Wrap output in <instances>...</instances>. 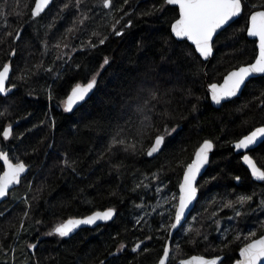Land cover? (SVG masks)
Returning <instances> with one entry per match:
<instances>
[{
  "label": "trees",
  "instance_id": "obj_1",
  "mask_svg": "<svg viewBox=\"0 0 264 264\" xmlns=\"http://www.w3.org/2000/svg\"><path fill=\"white\" fill-rule=\"evenodd\" d=\"M63 2L54 0L42 18H37V24L30 19L34 0H0V12L4 14L0 17V38L6 28L9 31L23 29L22 38L12 45L17 49V55L11 58L13 71L9 86L16 84V88L6 99L0 98V112L7 109L8 113L0 116V132L8 123H18L14 125L11 140L3 141L0 136V148L10 153L13 161L19 157L29 166L22 183L11 190L2 203L6 205H0V242L3 244L0 264H25V261L27 264H100L102 260L104 264H157L167 233L141 231L142 225L134 227V218L141 214L134 205L141 203V199L140 194L130 189L135 181L145 175L151 178L163 165L164 170L160 173L163 183L169 191L177 193L184 168L205 139L214 142V152L207 171L198 182L203 187L198 191L194 211L201 215L194 228L211 231V243L192 245L184 234L177 232L171 240V249L175 254V246L180 243L183 248L181 258L192 254L223 255L224 264L233 262L238 258L243 239L232 243L230 250L223 253L214 251L220 241L208 219L209 213L204 209L214 210L206 202L218 193H229L235 198V194H251L253 191L259 195L264 188V182L251 180L239 154L230 147L232 142L253 128L264 125V104L261 103L264 77L250 79L238 97L218 108L210 104L205 79L208 83L219 82L230 69L254 59L253 40L248 39L246 31L241 29L252 11L251 4L256 0H248L249 7L244 14L216 36L214 53L208 61H203L187 41H177L170 36V25L178 16L177 7L166 5L163 13L141 16V11L153 4L158 7L163 0H132L133 6L124 7L133 14L122 23L131 18L134 26L126 30L123 38L113 35L95 50L73 53L74 61L70 62L71 67H65L64 79L53 85L55 98L50 100L44 91L47 85L53 84L49 74L40 72L26 82L19 80L18 76L26 64L31 67L43 62L47 67L52 63L57 50L53 48L51 54L42 57L41 41L45 39L44 25L57 15ZM97 2L89 0L91 4ZM121 4L123 0H116V7ZM20 11L27 14L17 15ZM106 11L96 7L91 13L94 19L72 37V44L79 48L81 41H87L93 30L108 34V26L113 21L105 16ZM74 16L75 11H70L63 19H58L48 37L50 45L55 44L71 26ZM94 42L98 43V40L94 38ZM10 43L9 37L6 43L0 44V66L9 61ZM105 57L110 59V65L102 70L97 87L72 112H64L61 102L71 88L77 82L87 83L92 74L100 70ZM77 63L83 67L76 69ZM56 66H60L59 61ZM150 89H159L163 100L153 102L156 106L150 115L155 128L151 130V139L145 140L143 152L133 154L117 148L100 159L117 124L134 135L132 125L138 124L136 106L147 97ZM188 89L192 90L191 96L186 94ZM165 100L170 103H164ZM193 105H197L195 112L192 111ZM165 110L171 113V119L159 115ZM53 118L55 127L51 124ZM165 123L177 127V131L168 137L163 153L155 158L147 157L144 152L157 131H163ZM128 139L131 140L132 136ZM65 154L76 162V172L63 166ZM251 154L264 168V144L258 145ZM118 163L123 164L119 173L113 168ZM237 176L241 178L238 183ZM212 177L216 179L212 180ZM205 181L211 182L206 184ZM154 186L155 182L152 190ZM152 190L141 193L148 204L153 200ZM33 196L38 198L33 200ZM24 199L31 202L32 219L25 220L27 232L21 230L20 236H14L27 207ZM109 207L117 210L112 221L95 228H83L69 238L44 235L70 217H83ZM154 215L157 223L153 227L158 228L160 217ZM254 219L249 217L246 223L253 224ZM35 220H42L43 224L34 225ZM243 225L242 221L240 227ZM146 235H152L153 239L144 241L137 252H132V247ZM26 242L36 243L37 248L28 249ZM121 242L126 244L125 250L116 256L110 255Z\"/></svg>",
  "mask_w": 264,
  "mask_h": 264
},
{
  "label": "snow or ice",
  "instance_id": "obj_2",
  "mask_svg": "<svg viewBox=\"0 0 264 264\" xmlns=\"http://www.w3.org/2000/svg\"><path fill=\"white\" fill-rule=\"evenodd\" d=\"M53 3V0H34V6L30 8V19L39 23L37 18H42V14L46 12V9ZM125 5H132V0H123V4L116 7V0H98L96 4L89 3V0H64L60 5L59 11L52 21L47 25H44L45 39L41 41L42 52L41 56H47L51 54L53 48L57 50V53L50 65L47 67L43 62L32 65L29 67L27 64L23 69H20L19 80L25 82L32 76L44 72L50 75L53 84L47 85L44 91L47 93L48 98L54 99L55 94L53 91V85L57 81L64 79L65 67H71L72 61H74L73 53L77 51L95 50L99 46L104 45L110 38V36L123 38L126 30L131 29L134 24L131 18L127 19L126 23H122L126 17H130L133 13L125 10ZM166 5H174L178 7V18L171 23L170 36L175 37L177 41H190L194 46L195 53L199 54L200 58L208 60L213 56L215 40L221 31L226 27L234 23L237 18H240L246 9L249 7L248 0H163L160 6L153 4L149 9L141 11V16H153L159 13H163L166 9ZM28 7L27 4L24 5ZM96 7H100L105 12V16L113 21L108 26L109 33L102 34L96 30H93L87 41H81L79 48L72 44V37L80 31L88 21L94 19L91 13ZM252 11L247 15L245 20V26L241 31H246L247 37L254 38L253 43L255 45V59L254 62L247 63L229 71L227 75L223 77V83H213L209 85V92L211 100L220 105L222 101L229 100L232 97H236L241 92L242 87L249 81L250 78L257 76L264 77V0H256L251 4ZM70 11H75L72 24L65 29V32L61 34L56 40V43L50 45L48 37L55 27L58 19H63L64 14ZM24 11L17 13L19 16L26 15ZM119 14V15H118ZM3 12H0V17H3ZM119 26V27H118ZM22 28L9 31L5 30L3 38H0V44L6 43L8 38H11L8 53L9 61L4 62L0 66V98L6 99L12 94V90L16 88V84H10V73L13 71V65L11 58L17 55V49L12 47L16 41L22 38ZM98 40L97 42H94ZM67 49L68 51H65ZM57 61L60 62V66L57 67ZM110 65V59L105 57L100 65V70L95 71L87 83L77 82L71 88L70 94L67 95L66 100L62 101L63 111L66 113L72 112L74 107L85 101L89 97L90 93L98 85V78L101 75L105 66ZM81 64H75L76 69H81ZM186 94L191 96L192 90L188 89ZM261 97H264V93H261ZM163 100L159 89L148 90V95L143 101L136 106L135 112L138 118V124L132 125L134 135L129 132L128 129L122 125L117 124L109 138L107 146L100 154V159L104 158L105 153H114L117 148H121L125 152H132L133 154L138 151L143 152L146 139H151V130L155 128L151 111L155 108L153 102L159 103ZM164 103H170V101H163ZM261 103L264 104V99H261ZM247 107V105H245ZM192 111H197V105L192 106ZM7 109L5 112H0V116L7 115ZM161 117L171 119V113L165 110L159 113ZM18 123V121L16 122ZM43 123V122H41ZM128 123V122H126ZM52 127H55L54 118L51 120ZM14 124L8 123L0 132L3 141H9L13 138ZM177 131V127H169L166 123L163 131H157L154 140L150 143L144 154L147 157L155 158L157 155L163 153L167 147V139ZM21 136L24 134L21 133ZM132 136L129 140L128 137ZM264 144V126L256 127L248 135L237 140L234 143V148L239 150L251 151L258 145ZM139 146V147H138ZM214 148V142L209 139H205L199 147L195 150L194 157L190 163H187L183 171L182 179L178 184L177 193L168 194L167 186L164 185L160 173L164 170V166L161 169L153 173L151 178L147 175L142 179L134 182L130 191L140 194L141 203L135 204L134 207L141 215H137L134 218V227L142 225L141 231L145 229L151 231L166 232L168 239H172V230L183 229L184 235L187 238L189 244L195 245L198 243H211L209 237L212 235L211 231H201L199 228H193L189 226L184 228V221L186 213H189L191 206L198 202V191L203 185L198 183V177L201 175L202 170L206 165L210 163L209 153ZM242 160L248 169L251 171V176L255 181L264 182V168L258 167L253 158L248 155H242ZM0 198H5L10 194V191L14 189V186L20 185L25 178L26 172L29 170V166L21 160L19 157L13 161L12 156L8 151L0 148ZM65 168H71L73 172L77 171L76 162L71 161L67 154L62 161ZM171 161H169V167ZM113 168L119 173L123 168L122 163L114 164ZM215 180L216 177H212ZM237 181L241 178L235 177ZM145 181H149L145 183ZM153 182H155V189L152 198L155 200L154 205H149L144 200V195L141 193H148L153 188ZM211 181H205L210 183ZM29 190H31V182L28 184ZM257 193L253 191L251 194L240 193L235 194L233 198L232 194L225 193L223 195L217 194L211 197L206 203L210 208L214 209L209 212V208H205L204 211L209 213L208 219L211 221V226L215 233H217V239L220 244L214 247V251L219 250L225 252L230 250V245L236 241L243 239L242 245L239 247V258L234 261V264H264V219H260L258 214H264V188L261 189L257 201ZM38 197L33 196L35 200ZM23 203L27 205L19 228L16 229L14 236H20L21 230L28 231L25 227V220H31L32 215L30 209L32 207L31 202L28 199H24ZM255 204V207H253ZM168 205L167 210L164 206ZM151 208V211H147ZM224 210H228L232 215H225L223 220L228 222V226L221 227L222 218L221 213ZM117 210L114 207H109L104 211H94L90 215L82 218L70 217L63 222L56 224L48 232L44 233L46 236H56L60 239L70 237L81 226H93L98 222L112 221L116 216ZM159 215V227L154 228L153 225L157 223L156 216ZM2 215V213H0ZM201 214L198 213L196 217H193V221L199 222L198 218ZM167 216V219H165ZM249 217H255L253 220V227L247 225ZM245 223L243 228L240 227L241 222ZM232 222H235L233 224ZM42 220H35L34 225H42ZM203 227V225L201 226ZM38 231V228H37ZM231 237V240H229ZM160 239V237H156ZM39 239V238H37ZM152 235H146L144 240L137 242L132 247V252H137L141 245L146 240H152ZM28 249L33 250L37 248L36 243L26 242ZM3 244L0 242V250H2ZM126 248V244L121 242L116 247L115 252L109 253L112 256H116L123 252ZM144 251L147 252L148 248L145 247ZM183 256V248L180 243L175 246V254L172 249L166 243L162 249V255L158 260V264H224L225 257L222 255H216L211 258H206L204 255H191L188 258H181ZM25 264L27 262L25 261ZM100 264H104V261H100Z\"/></svg>",
  "mask_w": 264,
  "mask_h": 264
},
{
  "label": "water",
  "instance_id": "obj_3",
  "mask_svg": "<svg viewBox=\"0 0 264 264\" xmlns=\"http://www.w3.org/2000/svg\"><path fill=\"white\" fill-rule=\"evenodd\" d=\"M54 1V0H53ZM33 6H34V3H33ZM32 6V7H33ZM51 6V5H50ZM49 6V7H50ZM172 6H174V5H172ZM175 7H177V6H175ZM177 9H178V7H177ZM47 10V9H46ZM177 18H178V16H177ZM175 20V19H174ZM174 20L172 21V22H174ZM171 26V25H170ZM246 36H247V34H246ZM175 38V37H174ZM248 39H250V40H253L254 38H249V37H247ZM176 39V38H175ZM216 39V37H214V40ZM186 41V40H185ZM190 45H191V42L190 41H187ZM193 46V45H192ZM193 48H194V46H193ZM256 51H258V50H256ZM214 53V52H213ZM197 55L199 56V54L197 53ZM212 57V56H211ZM211 57H209L208 58V60L211 58ZM203 61H208V60H204L203 58H201ZM254 59H255V57H254ZM254 59L251 61V62H254ZM251 62H248V63H251ZM245 64H247V63H245ZM245 64H241V65H245ZM241 65H239V66H241ZM239 66H237V67H239ZM237 67H235V68H237ZM235 68H232V69H230L229 71H232V70H234ZM205 69H206V67L204 68V73H205V75H206V72H205ZM228 71V72H229ZM227 72V73H228ZM227 73L225 74V75H227ZM11 74V73H10ZM224 75V76H225ZM223 76V77H224ZM223 77H222V79L219 81V82H212V83H208L207 82V78L205 79V83H206V89H207V91H208V97H209V101H210V104L213 106V107H216V108H218V107H220L224 102H227V101H231V100H233L234 98H236V97H238L241 93H242V90H243V88L245 87V85L242 87V90H241V92L240 93H238V95L236 96V97H232V98H230L229 100H225V101H222L221 102V104L220 105H217V104H215L212 100H211V95H210V92H209V85L210 84H213V83H217V84H222L223 83ZM257 77H260V76H257ZM256 78V77H255ZM250 79H252V78H250ZM249 79V80H250ZM248 82V81H247ZM246 82V83H247ZM69 94H70V92H69ZM91 94V93H90ZM90 96V95H89ZM67 98V97H66ZM88 98V97H87ZM86 98V99H87ZM85 99V100H86ZM66 100V99H65ZM80 103H82V102H80ZM78 106V105H77ZM76 106V107H77ZM75 108V107H74ZM15 124H17V123H15ZM14 124V125H15ZM261 126H264V125H261ZM257 127H260V126H257ZM256 128V127H255ZM255 128H253L252 130H254ZM252 130H250L248 133H246L245 135H248ZM245 135H243V136H245ZM243 136L242 137H240L239 139H241V138H243ZM239 139H237V140H239ZM236 140V141H237ZM236 141H234V142H232L231 143V145H230V147L232 148V150H233V152L235 153V154H242V155H244V154H248V155H250L249 154V151H246V150H239V151H237L235 148H234V143L236 142ZM203 142V141H202ZM199 147V146H198ZM197 147V148H198ZM196 148V149H197ZM214 152V148H213V150L209 153V160H210V157H211V154ZM195 153V152H194ZM251 156V155H250ZM193 157H194V154H193ZM192 157V158H193ZM242 157V156H241ZM252 157V156H251ZM253 158V157H252ZM192 160V159H191ZM253 160H254V158H253ZM255 161V160H254ZM15 162V161H14ZM191 162V161H190ZM189 162V163H190ZM256 162V161H255ZM241 163H242V165L245 167V168H247L248 169V167H247V165H245L244 163H243V160H242V158H241ZM208 166H209V164L208 165H206L205 166V168L202 170V173H201V175L198 177V182H199V180H200V178L203 176V174L207 171V169H208ZM258 166V165H257ZM259 167V166H258ZM29 171V170H28ZM28 171L26 172V174L28 173ZM248 171H249V174H250V176H251V171H250V169H248ZM25 174V175H26ZM182 176H183V173H182ZM182 176H181V179H182ZM251 178H252V180H254V178L251 176ZM180 179V180H181ZM255 181V180H254ZM236 182L238 183L239 181H237L236 180ZM256 182H258V181H256ZM19 185H16V186H14V188H16V187H18ZM178 189V188H177ZM8 197V196H7ZM7 197H5V198H0V205L7 199ZM198 198H199V193H198ZM195 205H196V202L191 206V208H190V210H189V213H186V217H185V221L189 218V216L191 215V213H192V211L194 210V208H195ZM104 210H106V209H104ZM104 210H97V211H104ZM91 214V213H90ZM90 214H88V215H90ZM87 216V215H86ZM84 217V216H83ZM74 218H82V217H74ZM67 220V219H66ZM184 221V222H185ZM183 222V223H184ZM102 224H105V222H98V224L97 225H93V226H81L80 227V229H78L74 234H76L79 230H81V229H83V228H95V227H98V226H100V225H102ZM179 229H176V230H172V232H173V236H172V238L174 237V235H175V233L178 231ZM74 234H71L70 235V237L71 236H73ZM67 238H69V237H67ZM171 240L172 239H168L167 238V240H166V243L169 245V247L171 248ZM165 243V244H166ZM192 255H201V254H192ZM191 255H189V256H186V257H183V258H188V257H190ZM205 256V255H204ZM216 256V255H215ZM223 256V255H222ZM206 258H211V257H213V256H205ZM238 258H239V251H238ZM237 258V259H238ZM236 260V259H235ZM234 260V261H235ZM234 261L233 262H231V263H229V264H234ZM157 264H158V262H157ZM177 264H178V261H177Z\"/></svg>",
  "mask_w": 264,
  "mask_h": 264
},
{
  "label": "rangeland",
  "instance_id": "obj_4",
  "mask_svg": "<svg viewBox=\"0 0 264 264\" xmlns=\"http://www.w3.org/2000/svg\"><path fill=\"white\" fill-rule=\"evenodd\" d=\"M155 187V186H154ZM178 188V187H177ZM167 190H168V194H171L172 192L171 191H169V188H167ZM153 191V193H154V190H152ZM153 193L151 194V195H153ZM232 193H234L233 191H232ZM177 195H178V189H177ZM256 199H257V201L260 199V196L259 195H257V197H256ZM155 204V200L153 199L152 200V202H150L149 203V205H154ZM6 205V204H5ZM4 204H2V206H5ZM168 205H165L164 206V209H162V210H167L168 209ZM253 207H255V204H253ZM148 209H150L151 210V208H148ZM195 209V208H194ZM224 213H225V215H232V213L230 212V211H228V210H224V212L223 213H221V218H222V224H221V227H226V226H228V222L227 221H225V220H223V217L225 216L224 215ZM142 214V213H141ZM140 214V215H141ZM259 215V218L260 219H264V214H258ZM197 216V212L195 213V211L193 210L192 211V213H191V215L189 216V218L184 222V228H188L189 226H191V227H193L194 228V225H195V223H196V221H193V217H196ZM252 218H255V217H252ZM210 221V220H209ZM233 224H235V222H232ZM248 226H250V227H253L254 228V225L253 224H247ZM245 225H243V226H241V228H243ZM177 232H179L180 234H184V231H183V229H179ZM214 234L216 235V237H217V233H215V231H214ZM218 240V239H217ZM243 241V240H242Z\"/></svg>",
  "mask_w": 264,
  "mask_h": 264
},
{
  "label": "flooded vegetation",
  "instance_id": "obj_5",
  "mask_svg": "<svg viewBox=\"0 0 264 264\" xmlns=\"http://www.w3.org/2000/svg\"><path fill=\"white\" fill-rule=\"evenodd\" d=\"M252 151V150H251ZM251 151H249V154L252 156V154H251ZM239 156H240V160H241V156H242V154H239ZM253 157V156H252ZM254 158V157H253ZM255 160V159H254ZM257 163V162H256ZM258 165V164H257ZM259 166V165H258ZM259 167H261V166H259ZM262 168V167H261ZM246 170L248 171V169L246 168ZM248 174H249V171H248ZM249 177L251 178V176H250V174H249ZM251 180H252V178H251ZM254 181V180H253ZM261 183V182H260ZM177 233V232H176ZM175 233V234H176Z\"/></svg>",
  "mask_w": 264,
  "mask_h": 264
}]
</instances>
